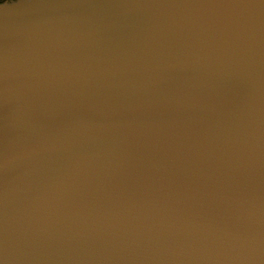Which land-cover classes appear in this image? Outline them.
<instances>
[{"label":"water","instance_id":"obj_1","mask_svg":"<svg viewBox=\"0 0 264 264\" xmlns=\"http://www.w3.org/2000/svg\"><path fill=\"white\" fill-rule=\"evenodd\" d=\"M0 264H264V0L0 2Z\"/></svg>","mask_w":264,"mask_h":264},{"label":"trees","instance_id":"obj_2","mask_svg":"<svg viewBox=\"0 0 264 264\" xmlns=\"http://www.w3.org/2000/svg\"><path fill=\"white\" fill-rule=\"evenodd\" d=\"M3 1H5V0H0V2H3Z\"/></svg>","mask_w":264,"mask_h":264}]
</instances>
